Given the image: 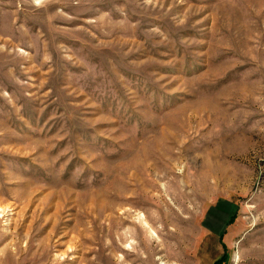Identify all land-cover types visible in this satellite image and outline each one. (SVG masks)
Wrapping results in <instances>:
<instances>
[{"label":"rangeland","instance_id":"obj_1","mask_svg":"<svg viewBox=\"0 0 264 264\" xmlns=\"http://www.w3.org/2000/svg\"><path fill=\"white\" fill-rule=\"evenodd\" d=\"M141 215L264 264V0H0V264H143Z\"/></svg>","mask_w":264,"mask_h":264},{"label":"bare ground","instance_id":"obj_2","mask_svg":"<svg viewBox=\"0 0 264 264\" xmlns=\"http://www.w3.org/2000/svg\"><path fill=\"white\" fill-rule=\"evenodd\" d=\"M166 219H167V217H166ZM138 220H139V223L141 225L146 227L152 233V235L155 236V239L153 241L155 243V245L146 243L145 245L147 246V249H146V251H142L144 258L138 259V261L142 260L141 263H143V264H154L158 260H160V262H162V264H171L170 262L161 261V259H167V260H173L174 259L175 260V255L174 256L171 255L170 252L171 251L173 252L179 248V245L177 246L178 243L177 242L175 243L176 239L179 237V235L176 234L179 231L178 228L174 227L173 230H168V229L165 230V241H163L162 239L160 241H158L157 240L158 238H156L158 236H156L155 232H153L151 225L146 220V218L141 215L140 217H138ZM158 220H159V215H156V216L152 217V219H151V221L154 223L157 222ZM169 221L173 222V219H169ZM122 223H123V221L118 222V224H122ZM154 223H151V224H154ZM166 223L167 224L169 223L168 220L166 221ZM161 225H162V228L160 230H162L163 228L165 229V224H163V221H161ZM169 241H173L174 245L173 246L169 245L168 244ZM148 243H149V240H148ZM155 255L157 256V258L154 260L153 257ZM137 256H139V252H138ZM137 256H136V258H138Z\"/></svg>","mask_w":264,"mask_h":264},{"label":"trees","instance_id":"obj_3","mask_svg":"<svg viewBox=\"0 0 264 264\" xmlns=\"http://www.w3.org/2000/svg\"><path fill=\"white\" fill-rule=\"evenodd\" d=\"M225 260V255H222V257L219 259V261H216L214 264H219Z\"/></svg>","mask_w":264,"mask_h":264}]
</instances>
